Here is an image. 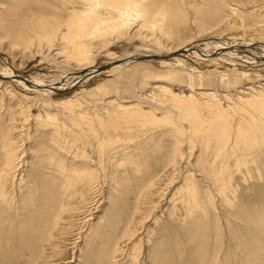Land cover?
<instances>
[{"label":"rangeland","instance_id":"rangeland-1","mask_svg":"<svg viewBox=\"0 0 264 264\" xmlns=\"http://www.w3.org/2000/svg\"><path fill=\"white\" fill-rule=\"evenodd\" d=\"M144 1L149 13L163 6L166 19L158 20L155 28L134 24L135 38L125 39L130 48L86 40L95 52V69L109 71L121 64H111L120 60L118 49L132 50L134 57L168 55L223 16L227 24L185 42L187 50L168 57L183 62H127L134 65L121 64L118 73L91 77L85 85L78 80L51 96L59 106L72 99L74 109L69 110L50 106L48 98L35 92L40 84L33 80H52L81 69L71 60L67 65L59 38L89 12L88 1L0 0V66L12 75L0 78V135L20 154L16 167L5 171L8 176L0 174L6 178V184L0 182V264H264V231L259 235L254 222L264 218V128L255 134L261 150H237V159L235 153L228 154L229 148L218 154L210 127H205L211 113L205 111L206 101L193 96L204 110L195 120L174 107L172 98L187 99L200 93L198 89L214 92L218 107L233 114L228 118L233 131H250L246 125L253 120L262 127L260 112L234 101L252 97L250 88L259 92L264 83V23L257 25L264 22V0ZM214 8L218 15L209 14ZM231 9L240 12L235 16ZM99 13L106 17L105 10ZM18 33L33 40V53L17 45ZM38 36H54V49L45 40L36 42ZM233 42L244 46L238 57L251 64L222 59ZM176 75L175 82L171 76ZM22 80L33 82L19 84ZM162 86L169 93L162 92ZM137 103L139 111L148 112L146 118L139 125L123 118L118 122L116 105ZM151 112L162 122H155ZM47 115L59 126L38 122ZM188 134V140L193 136L190 141ZM75 171L76 187L63 195L60 187Z\"/></svg>","mask_w":264,"mask_h":264},{"label":"bare ground","instance_id":"bare-ground-1","mask_svg":"<svg viewBox=\"0 0 264 264\" xmlns=\"http://www.w3.org/2000/svg\"><path fill=\"white\" fill-rule=\"evenodd\" d=\"M88 1V6L90 7V10L89 12L84 15L81 19H78L77 22H75L73 24V28H68L67 31H65L61 38H59V40H61V42L63 43V48H60L61 49V53H64V54H67L66 55V62L67 65L69 64L68 61H74V63L76 64L77 67H80L81 69L77 72H72V73H69V74H66V75H63L62 77H57L55 79H52V80H44V79H40V78H34L35 80H33L34 82H36L37 84L39 83L40 85L37 86L35 92H37L38 95H41L43 96L44 98H48V102H49V105L50 106H53V107H56L59 106L57 105V103H52V100L50 99L51 96H53V94H55L56 92H58L59 90H63L64 88H66V86L68 85H71L72 83L76 82V81H80L79 84H87L89 82V78L92 77H99L101 74H104V73H111V72H115V73H118L119 69H121L119 67V65L121 64H125L127 62H131V63H137L139 61H135L133 60V58H135L134 56H132V54H130V51L132 50H128V51H124L125 49H118L121 53H117L115 52L119 57L120 60L116 61V62H113L111 64H115V63H120L122 62L121 64H119L117 67L114 65V68H111V70L108 71L107 70H103V71H98V69L94 68L96 67L95 65V62H96V59H95V52L93 51V48L90 45L87 44V41L86 40H90V41H99L102 46H109L111 47L114 43H118L117 46H120V45H123L125 48H130V45H127L126 42H125V39H133L135 38L134 34H132V29L134 27V24L138 25L139 28H142V27H145V26H149L150 28L151 27H156V22L159 20V22H162L166 19V11L163 10V6L159 7L156 9L155 12L153 13H149L146 11V8H145V1L144 0H87ZM148 1V0H147ZM165 1V0H164ZM149 2H151L149 0ZM147 3V2H146ZM219 3V2H218ZM165 5V3L163 4ZM224 6V5H223ZM100 9H103L106 11V14L104 18L101 17L102 14H100ZM233 12V14H235V16L237 15V13H239L240 11L237 10V9H231ZM170 11V10H169ZM219 11L218 8H214L212 9L209 14H213V15H216L215 13H217ZM172 12V10H171ZM175 13V12H174ZM173 13V14H174ZM256 14V13H255ZM151 15H155V18L153 20L150 19ZM218 15V13H217ZM239 15V14H238ZM160 19H159V18ZM170 17V16H169ZM168 17V18H169ZM229 17V16H228ZM145 18H149L150 21L149 22H144V23H140L139 24V20H144ZM220 21V23H219ZM241 21V24L244 22L242 20ZM225 24H224V23ZM227 22V19L225 18V16H223V18H220L216 23H214L213 25L211 26H207V28L203 31H199L197 36H194L193 38H191V40L187 39L185 40L182 45L180 46V44L176 47L175 50H172V48H170L168 51L171 52L174 51V52H180V51H184V50H187L189 48V45L188 43L195 39L198 38V37H201L202 34L205 35V31H214V30H220L222 27L225 28L226 26V23ZM218 23V24H217ZM264 22H261V21H258L257 22V25H260V24H263ZM160 25V24H159ZM147 26V27H148ZM244 28H247L246 26L242 25ZM148 27V28H149ZM138 28V29H139ZM152 28V29H154ZM223 32V30H222ZM23 34V33H22ZM207 34V33H206ZM209 34V33H208ZM226 34V33H225ZM137 35V34H136ZM211 35V34H209ZM141 36V35H140ZM168 36V35H167ZM144 37V36H143ZM43 38V37H42ZM54 36H50V37H44V39H41L40 36H38L36 38V42H40L42 40H45L47 44H49V48H51L53 45L52 43H54V40H53ZM138 38V37H137ZM141 41H146L147 43L149 42L148 38H142L141 37ZM146 39V40H145ZM15 42L17 43L18 46H21L22 49L24 50H30V53H33L32 51L34 50L33 48L35 47V43L33 42L32 39H30L29 37H25V35H21L18 33V35L16 34L15 35ZM59 42V43H61ZM153 42V41H152ZM185 42H188V43H185ZM193 42V41H192ZM34 43V44H33ZM154 44H156V47L158 46V43L157 42H153ZM187 44V46L185 44ZM234 43V42H233ZM213 44V43H212ZM140 45V44H139ZM184 45V47H183ZM219 45V44H217ZM220 45H223L222 43H220ZM250 45V44H248ZM214 46V45H213ZM54 47V46H53ZM52 47V48H53ZM139 47V46H138ZM143 47V46H142ZM231 47L233 48L232 51H231ZM230 48L228 47H225V48H228L227 50H222L224 51V54H223V57L222 59L228 61V62H233V63H241L243 65H249L251 64L250 62H244L241 60V58H239V54L240 53H243L244 50H243V47L242 45H239L237 43H234L233 46H231ZM261 47V46H260ZM37 48V46H36ZM140 48V47H139ZM259 48V47H258ZM39 49V48H38ZM54 49V48H53ZM108 49V48H107ZM220 49V48H219ZM235 49V50H234ZM52 50V49H49V51ZM134 50V49H133ZM250 50V49H249ZM167 51V52H168ZM243 51V52H242ZM264 51V50H263ZM173 53H169L168 55H159L158 57L154 56L153 58H151L150 60H156L157 61V64H165V65H171L172 61H178V62H183L182 60L178 59V58H174L175 60L173 59H169L168 57H170V55L174 54ZM161 54V53H160ZM126 55V56H125ZM188 55V54H187ZM249 55V54H248ZM58 56H59V53H58ZM57 56V57H58ZM139 57H147V55H137ZM152 56V55H151ZM151 56H148V57H151ZM201 56V55H200ZM250 56V55H249ZM251 57V56H250ZM159 58V59H158ZM171 58V57H170ZM213 58V57H212ZM215 58V57H214ZM247 58V57H246ZM259 58V57H257ZM147 60V59H146ZM211 60V59H210ZM155 61V62H156ZM255 61V60H254ZM148 62H149V59H148ZM262 62V61H260ZM61 63V61H60ZM129 64L131 66H133L132 64ZM135 63V64H136ZM145 63V62H144ZM153 63V62H152ZM232 63V64H233ZM62 64V63H61ZM138 64V63H137ZM142 64V63H141ZM238 64V63H237ZM63 65V64H62ZM67 65H63L61 67H64V69L68 68ZM117 65V64H116ZM126 66H129L128 63L125 64ZM185 66H187L186 64H183ZM239 65V64H238ZM83 67V68H82ZM98 68H100L99 66H97ZM110 67V66H109ZM188 67V66H187ZM186 67V68H187ZM2 67L0 66V78L1 79H5V80H8V77L10 78L12 75H11V72L7 69H2ZM63 69V68H62ZM83 70V71H81ZM88 71L87 73L83 74V72L85 71ZM259 70V69H258ZM260 72V71H258ZM114 73V74H115ZM74 74H76L74 76ZM121 74V73H120ZM124 74V73H123ZM197 74V76H195V78L197 80H202V77L198 74V73H195ZM122 75V74H121ZM194 75V74H193ZM124 76V75H123ZM188 76H192V74H188ZM121 77V76H120ZM119 77V78H120ZM133 77V75L131 76ZM130 77V78H131ZM135 77V76H134ZM172 78L174 77V81L176 82V76H171ZM167 78L168 80H170V78ZM12 78V77H11ZM129 78V79H130ZM171 78V80H172ZM121 79V78H120ZM132 79V78H131ZM136 79V78H135ZM135 79H132V80H135ZM166 79V80H167ZM12 80V79H11ZM91 80V79H90ZM170 80V81H171ZM178 80V79H177ZM217 80V79H215ZM33 81H29V80H22L19 84H22V85H25V84H30L29 82H33ZM173 81V82H174ZM13 83V82H12ZM167 83V82H165ZM236 83V82H235ZM11 85H15V84H11ZM33 86V85H32ZM31 86V87H32ZM168 86V85H167ZM261 86V88H260ZM259 87H257L259 89V92H256L254 91L253 89L250 88V90L252 91V94H249V96H252L248 99H245V100H235L234 103L237 105H240L241 107H243L242 105L245 104L247 106L250 105L251 108L249 109H254L255 111L254 112H260L258 115H262V117H264V100L259 103L258 101H260L261 99L264 98L262 94V92H264V83L260 84ZM15 87V86H14ZM20 87V85H19ZM166 87V86H165ZM165 87H160V89L162 90V92H165V93H169L167 90L169 88H165ZM253 87V86H252ZM263 87V88H262ZM27 88V87H26ZM100 89V86L97 87ZM192 88V87H191ZM11 89H14L15 88H11ZM19 89V88H18ZM17 89V90H18ZM23 89V87L21 88ZM25 89V88H24ZM32 89V88H31ZM96 89V88H95ZM159 89V90H160ZM27 90V89H25ZM160 90V91H161ZM33 91V92H34ZM96 91V90H95ZM200 93L197 92V94H193V95H190L189 98H180V97H172L173 98V103H174V107L178 108L179 110H181L182 112H184L183 114L185 116H187L188 118H194L200 114L201 112L203 113L204 110L200 107H202V105L198 102V101H201V103H206V105H204L207 110L205 111H210L211 113L208 116L209 120H207V124L205 127H210V132H211V135L213 134V141L215 143V147L217 148L216 151H218V154L220 153V151H223V149L225 148H229V153H235L233 157H236V159L238 158L236 153L238 152L237 150H241L243 153H250L252 152V150H248L250 147L251 149L256 148V149H262L263 148V145L262 146H259L258 145V138L257 136L255 135L257 133V131L259 132H262L261 129L264 128V123L261 127V124H255L253 120L251 123L248 122L247 123V129H250V131H252V134L253 135H250V131H246V132H243V131H239V130H234L231 128L230 124H228V118L233 115L232 113H228L222 109H220L218 107V104L220 103V99L217 101V98H212V96H214V92L212 94H208L207 92L205 91H202V90H199ZM16 91H14L15 93ZM83 94V92H81ZM13 94V93H12ZM165 95V94H164ZM169 95V94H168ZM195 97H198V101L194 99V96ZM242 95H247V93H243ZM170 96V95H169ZM24 98H27V97H24ZM29 98V97H28ZM50 100H51V103H50ZM213 100V102H212ZM60 106L62 105V107H66V108H69V110L71 109H74L73 107V102H72V99L70 100H66L64 102L60 101ZM139 102V101H138ZM257 102L259 103V105L257 104ZM59 103V102H58ZM160 104V103H159ZM111 105V104H110ZM161 105V104H160ZM59 106V107H60ZM139 104L137 103V105H130V106H123L122 104H119V105H116V112L117 114L114 113V115L119 118V121L120 122V119L124 120L125 123L127 124H138L139 125V122H142L144 118H146L145 114H147L148 112L147 111H141V108H140V111H139ZM165 106V105H163ZM221 106V105H219ZM235 106V105H233ZM247 106H245V108L247 109ZM261 106L263 107L262 109ZM253 107V108H252ZM231 110H235L236 109V106L235 107H230ZM243 107V109H245ZM258 111H256V109ZM170 109V107H169ZM167 109V110H169ZM153 110V109H152ZM163 110V109H162ZM166 110V108H165ZM164 110V111H165ZM176 110V109H175ZM178 110V111H179ZM151 111V110H150ZM149 111V112H150ZM247 111V110H246ZM253 111V110H252ZM162 112V111H161ZM169 112V111H167ZM243 112V111H242ZM152 113V114H151ZM149 114H151V116H153V112H151ZM163 113V112H162ZM172 113V112H171ZM179 113V112H178ZM181 113V112H180ZM164 114H167L164 112ZM176 114V113H175ZM182 114V113H181ZM181 114H178L182 117ZM237 113H235L236 115ZM250 114V113H249ZM120 115V116H119ZM168 115V114H167ZM173 115V113H172ZM171 115V116H172ZM113 116V117H115ZM148 116V115H147ZM162 116V115H160ZM159 116V117H160ZM164 116V115H163ZM162 116V117H163ZM179 116V117H180ZM240 116V115H239ZM149 117V116H148ZM153 120L155 121V116H153ZM167 117V116H166ZM165 117V118H166ZM170 117V116H169ZM180 117V118H181ZM83 118V117H82ZM171 118V117H170ZM148 119V118H147ZM161 119V118H160ZM184 119V118H183ZM198 119V118H196ZM195 119V120H196ZM264 119V118H263ZM113 120V123H116V121L114 122V119ZM146 120V119H145ZM144 120V121H145ZM148 120H151V119H148ZM146 120V121H148ZM157 120V119H156ZM162 120V119H161ZM161 120H157L155 122H160ZM166 121V120H165ZM179 121V119H178ZM201 121V120H200ZM38 122H40L43 126L44 125H57L56 123L58 121H55L54 117H51L50 115H47V119L42 121V120H38ZM117 122V123H118ZM150 122V121H149ZM162 122V121H161ZM246 122V121H244ZM257 122V121H256ZM113 123H110V124H113ZM124 123V122H123ZM243 123V121H242ZM109 124V125H110ZM107 125V124H106ZM117 125V124H115ZM59 126V125H57ZM113 127V125H111ZM110 126V127H111ZM3 127V126H1ZM115 127V126H114ZM116 127H119L118 125ZM123 128V126H120L119 128ZM201 127V125L199 126ZM203 127V128H205ZM119 128H115L116 129H119ZM125 128V127H124ZM128 128V127H127ZM202 128V127H201ZM200 128V129H201ZM202 128V129H203ZM126 129V128H125ZM123 129V130H125ZM137 129V128H135ZM185 129V128H184ZM194 129V128H193ZM208 129V128H207ZM102 130V129H101ZM121 130V129H120ZM209 130V129H208ZM257 130V131H256ZM125 131H128V129H126ZM195 131V130H194ZM205 131V130H204ZM207 131V130H206ZM205 131V132H206ZM264 131V130H263ZM2 132H3V129L0 128V134L2 135ZM92 132V130H91ZM129 132V131H128ZM199 132V131H198ZM197 132V133H198ZM209 132V133H210ZM131 133V132H130ZM264 133V132H263ZM127 134V132H126ZM187 134V133H186ZM0 135V165H1V168H0V174H5V176H8V174H6L5 171H11L14 169V167H16V164L17 162L19 161L20 159V154H15L16 151L15 149L13 148L12 144L10 142H6L4 140H2V136ZM185 135V133H184ZM208 135V134H207ZM210 135V136H211ZM232 135H234V137H232ZM189 136V134L187 135V137ZM252 136V137H251ZM184 137V136H183ZM190 137V136H189ZM189 137L187 138V141H190L192 139L193 136H191V139H189ZM185 138V137H184ZM251 138H254L251 139ZM53 139V138H52ZM251 140V143L249 146H247L249 144ZM209 141V139H208ZM212 141V140H211ZM19 143V142H18ZM187 143V142H186ZM208 143V142H207ZM213 143V142H212ZM209 144V143H208ZM211 144V143H210ZM243 147V149H239L240 146ZM203 146V145H202ZM208 146V145H207ZM204 147V146H203ZM202 147V148H203ZM260 149V150H261ZM205 150V149H204ZM202 150V151H204ZM259 150V151H260ZM46 151V150H45ZM240 151V152H241ZM255 151V150H254ZM258 151V150H257ZM20 152V151H19ZM222 153V152H221ZM220 153V154H221ZM226 153V152H225ZM224 153V154H225ZM217 154V155H218ZM26 155V154H25ZM240 155V153H239ZM223 156V155H222ZM221 156V157H222ZM226 157V156H225ZM240 157V156H239ZM243 158V157H242ZM22 159V158H21ZM48 160V159H47ZM51 160V159H49ZM48 160V162H49ZM224 160V159H223ZM47 162V163H48ZM21 163V161H20ZM46 163V164H47ZM49 165V164H48ZM50 167V166H48ZM47 167V169H48ZM20 168V167H19ZM46 169V168H45ZM72 170H75V169H72ZM71 170V171H72ZM69 171V170H68ZM17 172V171H16ZM62 172V171H61ZM3 176V175H1ZM49 177V176H48ZM66 177V176H65ZM71 177V178H70ZM69 177V182H67L66 184L64 183L63 185V188L62 186L60 187V190L63 189V195L66 194V193H71L74 189V186L76 184V179H74V177H77V174H76V171L75 172H71V175ZM93 177V176H92ZM6 178H3V177H0V182H2V184H6ZM22 180V179H21ZM92 180V179H91ZM90 180V181H91ZM76 187V186H75ZM20 188V187H19ZM39 188V187H38ZM44 188V187H43ZM3 192L1 191L0 192V195H2ZM47 195V193H46ZM10 196V195H9ZM66 196V195H65ZM73 196V194H72ZM8 197V196H7ZM42 198H46L44 197L43 195H41ZM5 198V196H4ZM62 198V197H61ZM48 198H46L47 200ZM51 200V199H50ZM35 201V200H34ZM52 201V200H51ZM7 202V201H6ZM5 203V202H4ZM14 203V202H13ZM32 205V204H30ZM13 206V204H12ZM11 206V207H12ZM22 206V205H21ZM9 207V205H8ZM34 207V206H33ZM17 216V214H16ZM22 221V219H21ZM23 222V221H22ZM256 222L257 224H259V230H256L259 235L263 236V231H264V218L263 216L262 217H256ZM11 224V223H10ZM263 224V226H262ZM262 226V228H261ZM40 231V230H39ZM41 232V231H40ZM264 237V236H263ZM255 241H257L256 239H254Z\"/></svg>","mask_w":264,"mask_h":264},{"label":"water","instance_id":"water-1","mask_svg":"<svg viewBox=\"0 0 264 264\" xmlns=\"http://www.w3.org/2000/svg\"><path fill=\"white\" fill-rule=\"evenodd\" d=\"M148 60V59H151V57H135V58H133V60H135V61H139V60ZM107 69V67H100V68H98V71H103V70H106Z\"/></svg>","mask_w":264,"mask_h":264}]
</instances>
